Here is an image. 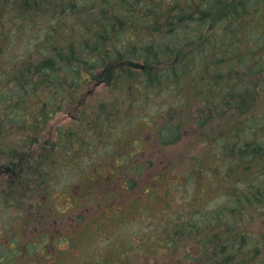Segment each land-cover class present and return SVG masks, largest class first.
<instances>
[{
	"label": "trees",
	"instance_id": "16d2710c",
	"mask_svg": "<svg viewBox=\"0 0 264 264\" xmlns=\"http://www.w3.org/2000/svg\"><path fill=\"white\" fill-rule=\"evenodd\" d=\"M13 1L11 8L23 26L47 25L48 30L42 28L43 35L23 58L0 68V166L14 164L16 172L17 163L28 158L30 145L37 141L33 132L36 136L38 124L46 125L63 110L75 119L81 112L90 116L91 140L97 135L101 141L105 133L103 140L109 143L114 131H103L104 107L110 109L123 96L146 93L147 87L156 94L170 83L192 94V104L202 106L181 124L163 119L156 125V142L178 143L181 127L192 133L214 131L213 141L191 158L184 179L196 184L191 202H202L206 180L221 199L206 211L210 221H197L194 211L183 220L200 245V255L187 253L184 264H253L254 257L264 264L260 236L235 228L246 218L264 219V0ZM207 30L213 32L207 35ZM184 82L187 88L178 87ZM100 86L111 97L97 107L95 102L89 105ZM4 122L34 131L13 146ZM74 136L70 127L60 129L62 141ZM125 139L122 135L120 143ZM28 146V151H18ZM58 148L66 147L52 145ZM33 167V175L26 169L28 177L42 175ZM0 181L9 185L4 176ZM170 222L163 232L184 229L181 221ZM168 243H173L171 238ZM210 247L214 251L207 255Z\"/></svg>",
	"mask_w": 264,
	"mask_h": 264
},
{
	"label": "rangeland",
	"instance_id": "374dc122",
	"mask_svg": "<svg viewBox=\"0 0 264 264\" xmlns=\"http://www.w3.org/2000/svg\"><path fill=\"white\" fill-rule=\"evenodd\" d=\"M12 1L7 4L0 1V68L23 58L41 38L42 28H45L44 25L41 29L28 27L27 24L23 26L22 20L15 18V8L14 10L11 8ZM47 30L46 25L44 31ZM212 32L207 30V35ZM188 84L184 82L178 87L187 88ZM152 93L153 90L147 87L146 93H132V98L123 96L115 101L114 103L117 102L119 106L113 103L110 109L105 107L103 110L100 109L104 114L103 131L107 132L109 129L114 131V138L109 143L103 140L105 133L102 134L101 141L97 135H93L91 140L89 136L91 125L87 119L90 116H83V112L76 115V119L64 110L57 113L46 125L38 124L36 136L34 129L33 132L29 128L8 127L5 122L2 123L10 132L8 141L13 143V146L22 144L21 141L32 132L34 141L37 139L36 143L30 145L31 152L28 158H23L16 165L17 182L25 179V176L20 174L25 168L34 166L33 168L38 169L42 175L29 177L28 188L31 189L29 195L24 187L13 188L14 186L10 187L0 181V244L9 246V238L12 235L10 231L18 229L19 224L20 228L25 226L32 219L26 215L25 210L28 211L30 205L39 204L45 199L44 205L47 204L49 208L64 209L66 205L72 204L79 207L76 212L64 219L62 225L69 226L68 220L74 219L83 227L91 218L88 225L94 226L93 235L83 233L82 241L77 247H68L69 253L63 251L49 258L50 263L54 261L53 264H84L83 262L87 260L86 264H89L90 259L93 264L105 262L113 264L121 253L117 264L124 263L127 258L128 264H184V256L187 253L196 251L200 255V245L197 244L199 240L193 232L191 234L188 230L190 226L185 225L183 220L192 218L194 211L197 214L194 215L197 221L201 219L210 221V215L206 211L221 199L219 190L211 191L206 180V183L204 182L206 196L202 198V202H191V198L197 193L196 184L192 180L187 184L184 172H189L191 158L203 144L213 141L211 135L215 132L205 129L192 133L189 127H181L183 136L178 143L168 146L156 142V125L163 119L171 117V124H181L190 112L200 109L202 105L192 104V94H187L170 83L162 86L156 94ZM110 97V91L105 86H100L92 98H89V105L95 102L97 107L100 102ZM185 110H189V113ZM85 112L88 113L90 110ZM113 113L119 114L121 118L115 117ZM91 117L94 119V116ZM218 121L222 122V119ZM68 127L73 130L75 136L73 139L66 138L62 141L59 137L60 129L63 132ZM84 128L85 131H82ZM18 129L24 134H14ZM210 129L213 130V127ZM202 132H206L208 141L206 138L202 139ZM122 135L126 139L120 143ZM138 136L140 140L137 139ZM64 142L66 144H63ZM58 144L66 148L52 149V145ZM69 146L71 150H67ZM28 149L29 146L18 147L19 152ZM12 160L13 158L8 161ZM122 162H128L131 174H125ZM115 166H118V169L115 170ZM188 176L189 174H186V177ZM47 184L50 185L49 192L46 190ZM126 187L129 191H122V194L119 191L117 196L111 194ZM66 188L71 189L69 192L71 196L69 193L60 192ZM73 191L77 192V196L75 193L72 197ZM108 194L111 195L107 196ZM13 201L17 208L6 207L8 202L11 205ZM110 209H113L116 215L112 214ZM78 216L80 220H77ZM250 219L252 218L237 222L235 228L260 236L259 251L264 252V219ZM12 220L15 221L9 224ZM169 221L171 226L181 221L184 226L180 227L184 229L176 226L171 227V230L168 228L167 233L163 232ZM219 230L220 227L217 228V231ZM68 231V235L74 232L72 229ZM216 237L221 240L220 236ZM21 238L28 240V236L24 234H21ZM170 238L173 242L170 244H174L172 246L175 250L169 249ZM1 249L2 256H7L11 252L9 248ZM144 250L149 251L150 256L135 257L140 256ZM213 251L214 249L210 247L207 255H211ZM32 260L38 259L26 254L17 256L13 262L32 264ZM261 260L254 257L251 263L260 264ZM43 262L44 260H39L40 264Z\"/></svg>",
	"mask_w": 264,
	"mask_h": 264
},
{
	"label": "flooded vegetation",
	"instance_id": "af4514ba",
	"mask_svg": "<svg viewBox=\"0 0 264 264\" xmlns=\"http://www.w3.org/2000/svg\"><path fill=\"white\" fill-rule=\"evenodd\" d=\"M67 160L70 161L69 159ZM122 163H123V167L125 170V174L126 175L131 174L132 171L129 170L128 162H125V163L122 162ZM13 169H14V164H11V163L7 166H0V175L4 176V178L8 180L7 183L9 184L10 187L12 186H14L13 188H18V186L24 187L26 188L25 190L28 192V195H29V193L31 192V189L28 188L30 187V178L28 177L27 179V175H28V173L26 172L27 168L20 171V174H23L25 176V179L19 182H17V179H15V177L17 176V172H13L12 171ZM114 169L115 170L118 169V166H115ZM30 174L33 175L32 167H30ZM93 174L96 175V172H94ZM94 181H96V176L94 177ZM49 187H50L49 184H47V188L45 187L47 192H49L48 190ZM70 190H71L70 188H66V189L61 190L60 192L69 193ZM119 191L122 194V191L127 192L129 191V188L126 187L124 189L115 190L114 193H111V194L115 196ZM75 193L77 196V192L73 191L72 197L75 196ZM84 194H88V193H84ZM111 194H108L107 196ZM69 196H71L70 193H69ZM44 201L45 199H43L42 202L39 204L30 205V207L28 208V211L25 210L26 215L28 214V216L32 217V219L28 221V223L25 226L20 228V224H19L18 229H12V231H10V234L12 235L9 238V246L5 247L4 245L0 244V249L9 248L11 251L9 254H7V256L4 255L0 257L1 259L0 264H14L13 260L17 258V256L19 255L23 256L26 254L33 255L35 258L38 259V260H32V264H40L39 260H44L42 264H53L54 261L50 263L49 258L54 257L55 255H59L60 253H63V251H66L67 253H69L68 247H77V245H79L82 241L83 233L89 236L94 234V230H92L94 226L88 225L89 221L91 222L90 220L91 218L87 221L86 225L83 227L81 226V224H79V222H75L74 219L68 220L69 226L62 225L66 217H69L73 212H76L78 210L79 207L77 205L75 204L66 205L67 207L64 209L49 208L50 206H48L47 204L46 206L44 205ZM7 206L17 208L15 206L14 201L11 205L8 202L6 207ZM46 208H49V209H46ZM110 210L112 214L116 215L115 212L112 211L113 209H110ZM119 211L120 210H117V212ZM106 212L108 211H105V213ZM77 220H80V216H78ZM14 221L15 220L10 221L9 224L13 223ZM69 229H72L74 232L68 235L67 232H69L68 231ZM21 234H24V236H28V240L26 241L22 239ZM154 244L156 246V239H155ZM0 251L3 252L2 249ZM140 254H141L140 256H135V257L150 256L149 251H145V250L141 252ZM121 256L122 254L119 253V256L113 262V264H117L116 262H118ZM88 262L89 264H93L90 261V259H88ZM128 262L129 260L127 258V260L124 263L123 262L122 263L128 264ZM83 263L86 264L87 260H85ZM28 264H31V263H28ZM105 264H108V263L105 262Z\"/></svg>",
	"mask_w": 264,
	"mask_h": 264
}]
</instances>
